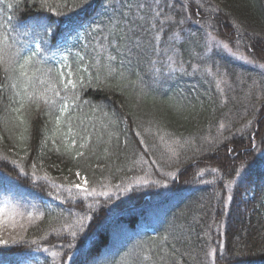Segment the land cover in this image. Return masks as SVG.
<instances>
[{
	"label": "trees",
	"instance_id": "1",
	"mask_svg": "<svg viewBox=\"0 0 264 264\" xmlns=\"http://www.w3.org/2000/svg\"><path fill=\"white\" fill-rule=\"evenodd\" d=\"M41 4L0 0L50 100L0 68V193L40 213L0 264H264V0Z\"/></svg>",
	"mask_w": 264,
	"mask_h": 264
},
{
	"label": "snow or ice",
	"instance_id": "2",
	"mask_svg": "<svg viewBox=\"0 0 264 264\" xmlns=\"http://www.w3.org/2000/svg\"><path fill=\"white\" fill-rule=\"evenodd\" d=\"M48 0H42V4L41 7H45L47 5ZM67 2V0H65V3ZM86 2V0H85ZM142 7V5H141ZM52 11H54L55 9H50ZM157 15H159V13H157ZM40 45H37V48H39ZM224 47L227 48V45H224ZM11 48V45H8L6 43V38H4L3 36H0V68H3V71L5 73H9L11 71H15L18 72V76L16 77L17 80H19L20 78H23V80L21 81V87L23 89H25V92L23 95H20V93H16V95H20V107L15 109L14 111H16L17 113H19L21 111V109L24 107L25 103L29 100L32 99L34 103H36V107L39 108L40 104H39V99L43 98L45 100V102H50L49 98L47 96H45V94L42 92L40 93L39 97H36L35 99H33V93H29L26 90L28 89L29 85H35L36 78H37V74L41 72L40 69L38 68H30V65L33 64V57L36 55V52H32V54L30 56H20L19 52L13 53V54H9V49ZM51 72V69H48L46 72L43 73V75L45 77L48 76V73ZM60 76H63V73H59ZM11 78V77H9ZM50 79V78H49ZM48 80L46 79H41L39 80L40 84H44L47 83ZM69 85H71L72 88L76 87V83L72 80H68L67 83H65L63 85V87L66 89L69 87ZM5 85L4 84H0V89L4 88ZM12 88H16L17 85L15 82L12 83L11 85ZM50 87L53 89L54 91V86L50 85ZM33 92H35V88H33ZM56 95H58L59 93H55ZM59 110L61 112H65L67 111V107L65 105H61ZM21 122L23 123V117H20ZM56 122L59 124L60 122V118L57 117L56 118ZM21 139H24L23 136L20 137ZM77 155H80V153H77ZM4 159H7V157H4ZM213 171H216V169H213ZM77 175H79V173H77ZM87 184V180L84 181V184H75L73 185V187L80 189L81 191L88 193V189L84 186ZM94 192V189H93ZM91 194V193H88ZM106 194V193H104ZM5 213L8 214L9 217H11L12 215H14V213H9L8 209L6 207H0V226H3L4 224H6L8 221L5 219ZM29 217L31 218V214H29ZM39 217H37L38 219ZM82 220L78 221V224H82ZM13 227L15 226L14 224L12 225ZM71 235L73 237L76 236V232H72ZM9 243V240L6 239H2L0 238V245H7ZM130 255V254H129Z\"/></svg>",
	"mask_w": 264,
	"mask_h": 264
},
{
	"label": "rangeland",
	"instance_id": "3",
	"mask_svg": "<svg viewBox=\"0 0 264 264\" xmlns=\"http://www.w3.org/2000/svg\"><path fill=\"white\" fill-rule=\"evenodd\" d=\"M208 38H209V41H208L209 42V47H208L209 54L215 55L216 51H218L216 52V54L222 51L224 53H227L233 56L235 59L240 60L241 62L242 60H244L242 63H245V65L250 64L247 62L248 59H246L244 55L240 54L239 52H236L237 50L232 51L228 49L229 45L226 42H224V40L216 38L215 36H212V35L208 36ZM224 45H227V48L224 47ZM166 60L167 59H165V63H164V66L166 65L165 70L170 64H172V62L168 63ZM210 61L214 62V60H211V59ZM255 67H258V69H261V67L257 65H255ZM223 80H224L223 78H220L217 82V86L220 90L223 89L222 83H220ZM165 147L167 148L165 153L172 152V146L170 145V143H166ZM166 174H169V173H166ZM145 175L143 178L141 177L142 175L136 178L134 177L135 186H139V185L143 186L144 184H146L147 179L145 178L149 179V175H147V172ZM0 207H6L9 213H14V215H12L11 217H9L7 213H5V219L8 222L4 224L3 226H0V238L6 239V240L13 239L18 234H21L24 228L26 227V225L35 221L36 218L39 217L40 215L39 211H37V209L33 207L30 202H26L25 199L21 197L18 198L16 195H12V194L3 195L2 193H0ZM29 214H31V218L29 217ZM13 224L15 225L14 227L12 226ZM21 264H32V263L30 262V260H27L25 262H22Z\"/></svg>",
	"mask_w": 264,
	"mask_h": 264
}]
</instances>
